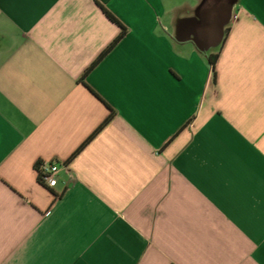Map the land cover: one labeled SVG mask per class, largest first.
Here are the masks:
<instances>
[{
  "label": "crops",
  "instance_id": "crops-1",
  "mask_svg": "<svg viewBox=\"0 0 264 264\" xmlns=\"http://www.w3.org/2000/svg\"><path fill=\"white\" fill-rule=\"evenodd\" d=\"M216 5L0 0V264H264V0Z\"/></svg>",
  "mask_w": 264,
  "mask_h": 264
},
{
  "label": "rangeland",
  "instance_id": "rangeland-1",
  "mask_svg": "<svg viewBox=\"0 0 264 264\" xmlns=\"http://www.w3.org/2000/svg\"><path fill=\"white\" fill-rule=\"evenodd\" d=\"M188 1L190 4L195 2V0H188ZM230 1L231 0H199L201 7L198 10L193 11L194 16H195V18L196 17L208 18V16L210 15V17H212V20L209 21L210 22L209 29L211 31V34L218 36L220 33H223L221 30V25L225 22V20L228 19L229 15H230V11L226 7L222 8V7H219L218 5H216L219 8L218 11L216 12L210 6H212V4H215V3L225 5V3H229ZM206 5H208V7H206ZM201 9H203V10H201ZM205 9H207L208 11H205ZM202 12H204L205 17H203ZM207 13H209V14H207ZM204 26L207 27V24H204ZM216 44L217 43H215V45Z\"/></svg>",
  "mask_w": 264,
  "mask_h": 264
},
{
  "label": "built area",
  "instance_id": "built-area-1",
  "mask_svg": "<svg viewBox=\"0 0 264 264\" xmlns=\"http://www.w3.org/2000/svg\"><path fill=\"white\" fill-rule=\"evenodd\" d=\"M65 164H59L56 161L41 160L37 167L39 181L44 185L54 187L57 184L58 173L66 166Z\"/></svg>",
  "mask_w": 264,
  "mask_h": 264
},
{
  "label": "trees",
  "instance_id": "trees-1",
  "mask_svg": "<svg viewBox=\"0 0 264 264\" xmlns=\"http://www.w3.org/2000/svg\"><path fill=\"white\" fill-rule=\"evenodd\" d=\"M102 9H103V11H104V13L106 14V16L109 18V19H111L112 21H114L115 23H117L119 26H120V28H121V30H120V32L118 33V35L115 37V39L106 47V49L103 51V53L98 57V59H97V61L104 55V54H106L122 37H123V35L126 33V28L123 26V25H121L120 23H119V21H117V19L109 12V11H107L105 8H103L102 7ZM217 57H218V54H211L210 56H209V62H210V65H211V67L213 68V72H214V76H215V64H216V59H217ZM96 63V62H95ZM93 65H94V63H93ZM92 66V65H91ZM90 69V68H89ZM84 76V75H83ZM110 119V115L105 119V122H107L108 120ZM40 162H41V160H39V161H37V163H36V165H35V167H36V170H37V167L39 166V164H40Z\"/></svg>",
  "mask_w": 264,
  "mask_h": 264
}]
</instances>
